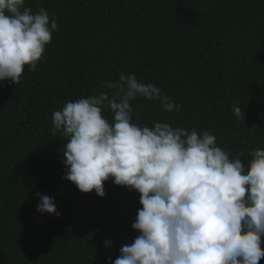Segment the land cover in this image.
Segmentation results:
<instances>
[{"label": "trees", "instance_id": "trees-1", "mask_svg": "<svg viewBox=\"0 0 264 264\" xmlns=\"http://www.w3.org/2000/svg\"><path fill=\"white\" fill-rule=\"evenodd\" d=\"M25 7L46 9L59 31L34 71L25 66L16 85L0 81V264H111L139 234L131 225L140 194L111 179L104 197L80 192L62 178L67 141L53 134L54 111L111 95L102 84L121 73L179 106L168 112L137 97L133 123L207 130L245 167L264 149V0H25ZM37 192L54 198L59 216L37 211Z\"/></svg>", "mask_w": 264, "mask_h": 264}, {"label": "clouds", "instance_id": "clouds-1", "mask_svg": "<svg viewBox=\"0 0 264 264\" xmlns=\"http://www.w3.org/2000/svg\"><path fill=\"white\" fill-rule=\"evenodd\" d=\"M54 15L33 13L25 0H0V81L18 84L25 66L34 71L52 33ZM110 89L69 101L53 112V134L62 148L63 179L82 193L105 196L104 182L140 194L135 221L139 234L122 245L111 264H259L264 257V149L239 155L217 146L209 131L197 133L156 122H132L131 101H158L168 111L179 106L152 83L134 74L106 81ZM102 109L113 113L110 122ZM236 117L241 109L233 106ZM242 155V154H240ZM37 211L59 216L54 198L36 193ZM110 247L111 242L105 241Z\"/></svg>", "mask_w": 264, "mask_h": 264}]
</instances>
